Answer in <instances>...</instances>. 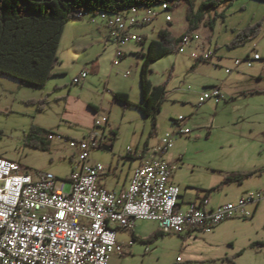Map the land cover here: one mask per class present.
I'll return each instance as SVG.
<instances>
[{
	"label": "rangeland",
	"instance_id": "1",
	"mask_svg": "<svg viewBox=\"0 0 264 264\" xmlns=\"http://www.w3.org/2000/svg\"><path fill=\"white\" fill-rule=\"evenodd\" d=\"M202 1L205 0L197 1V7ZM154 9L160 15L152 24L140 28L148 36L147 41L124 45V50L138 52H128L119 67L113 65L116 53L112 55L107 50L95 55L96 59L103 54L102 70L98 74L78 61L44 88L0 76V158L15 161L31 172L51 173L61 181L69 179L77 166L75 161L81 160L77 149L70 145L87 139L94 128L93 107H96L100 114L109 115V126L97 131L102 149L91 152L92 163L112 168L113 174L106 177L109 189L116 188L118 183L123 185L132 171L128 149L142 151L153 129L152 118H146L139 109L143 102L141 54L148 53L161 27L176 36L188 27L187 4L182 3L169 13H162V6ZM99 15L100 19L113 18L106 13ZM167 15L172 21H167ZM91 16L90 13L85 17ZM209 20L212 25L207 26L206 22L200 25L195 35L198 38L186 53L169 54L155 61L149 75L156 86L167 84L168 91L163 111L157 118V133L150 138V144L155 145L157 140L172 133L175 128L172 120L180 116L187 118L186 128L192 132L189 137L174 138L171 150L173 159L182 156L174 182L188 192L187 198L217 187L226 174L264 167V2L236 0L207 14ZM258 22L262 23V29L257 38L235 50L227 47L236 33ZM194 49L213 53L214 59L197 64L192 57ZM99 51L100 48L96 53ZM91 54L92 51L86 52L83 58ZM256 54L262 59L251 68L243 63L237 69V60L244 61ZM84 69L89 71L88 78L82 85H73V78ZM227 69L233 72L229 74ZM126 73L130 75L125 77ZM214 86L221 88L225 99L220 103L211 100L200 107L204 89ZM116 92L128 94L134 105L125 108L114 102ZM45 97L47 107L43 111L27 103ZM34 127L49 133L46 135L49 152L26 145L27 134ZM113 130L117 132L115 142ZM262 190L264 179L252 177L242 186L225 185L211 195V201L214 206L237 203L246 192ZM136 226L143 241L157 232L156 224L148 220ZM184 240L179 235L167 234L149 245V252H145L147 246L137 244L134 254L117 264H264V200L255 216L225 221L213 232Z\"/></svg>",
	"mask_w": 264,
	"mask_h": 264
},
{
	"label": "built area",
	"instance_id": "2",
	"mask_svg": "<svg viewBox=\"0 0 264 264\" xmlns=\"http://www.w3.org/2000/svg\"><path fill=\"white\" fill-rule=\"evenodd\" d=\"M162 10L172 12L170 8ZM159 15L152 8L143 14L134 11L115 18H98L111 30L117 45L115 66H119L124 56L121 47L145 41L142 35L131 33V28L149 25ZM78 17L87 18L80 13ZM166 19L172 21L170 15ZM196 38L185 36L179 53H186ZM192 57L211 62L214 54L196 49ZM261 59L256 54L244 61L237 60L235 65L238 69L244 63L251 68ZM232 72L227 69V73ZM129 75L126 73L125 77ZM87 77L88 73L83 71L73 78V83L81 85ZM224 99L221 88L214 86L203 92L198 105L211 100L220 103ZM108 116L98 112L94 131L82 142L71 143L81 160L75 161L77 166L65 181L0 158V264H110L113 253L120 256L125 253L117 239L119 230H133L137 221L157 222L168 235L210 233L225 221L251 218L253 214L248 207L264 200V191H260L241 197L237 203L212 208L203 195L186 209L182 207V188L172 182L174 168L164 155L174 147V138L189 137L192 133L186 128L184 116L174 119V131L166 134L135 170L128 190H107L100 185V177L111 169L100 163L92 164L91 152L102 149L97 131L109 126ZM128 152L132 154L131 150Z\"/></svg>",
	"mask_w": 264,
	"mask_h": 264
},
{
	"label": "trees",
	"instance_id": "3",
	"mask_svg": "<svg viewBox=\"0 0 264 264\" xmlns=\"http://www.w3.org/2000/svg\"><path fill=\"white\" fill-rule=\"evenodd\" d=\"M198 0H0V76L15 79L19 84L32 85L36 88H44L56 75L53 70L59 64L57 53L60 41L63 37L65 26L71 20L79 19L78 14L98 17L100 13L118 15L133 8L149 10L156 6L167 5V8L175 11L182 3L187 4L186 18L188 27L186 31L176 36L169 29H163L159 33V39L151 41L147 54H141L143 59L141 77L142 105L139 106L146 118H152L153 129L150 137L157 133V118L163 111L167 101V84L155 85L149 75L152 72L151 65L161 58L181 52L183 38L193 36L206 22L211 26V20L207 21V14L219 10L222 6L236 0H205L197 7ZM264 2V0H256ZM262 23L258 22L246 27L235 34L234 39L227 44L229 49L235 50L247 45L258 37ZM144 43V42H143ZM142 43V44H143ZM199 62V61H198ZM47 99H30L28 104L38 106L40 111L47 107ZM114 102H119L125 108L134 103L125 92L113 93ZM175 120H172V123ZM113 141L117 140V132ZM46 130L40 127L30 129L26 138V145L41 151H50V142ZM264 174V169L251 172H234L226 174L224 181L210 190H201L204 198L225 185L242 184L256 175ZM167 234L158 231L153 237L144 240L154 243L156 240L166 237ZM259 245V244H258Z\"/></svg>",
	"mask_w": 264,
	"mask_h": 264
},
{
	"label": "crops",
	"instance_id": "4",
	"mask_svg": "<svg viewBox=\"0 0 264 264\" xmlns=\"http://www.w3.org/2000/svg\"><path fill=\"white\" fill-rule=\"evenodd\" d=\"M144 11L145 10H141L140 13L143 14ZM99 16L100 15H98V17ZM99 19L97 17H92L91 16V17H87V18H84V19H81V18L74 19V20H71L69 23L66 24L65 30H64V33H63V37L61 38V41H60L59 52L57 53L58 58H59V64L53 70V73L55 75H60L62 73L65 74V72H67L72 67L73 64L78 63V61L82 62L85 65V67L91 66L92 67V71L95 72V74H98L99 71L102 70L100 58H102L103 54L99 55V57L96 58V59H95V55L96 54L98 55L101 52H106L107 50H110L112 55L116 53L117 45L113 41L111 30L105 24L99 22ZM145 26L141 25V26L133 27V28H131L130 32L133 33V34H137V35H139V34L143 35L142 37H144L145 41H147L148 36L146 34H143L142 33L143 31L140 30V28H143ZM163 29H165V28L161 27V29L157 30V38H154V40L155 39H157V40L159 39V33ZM196 32L193 34L194 37H196L195 36ZM194 40H193V42H194ZM145 41H144V43H145ZM199 42H201V41H199ZM200 45L201 44H199V46ZM98 48H100L101 51L96 53V50ZM120 49L124 52V56L120 59L119 66L121 65L123 60L128 56V52H130L131 54H134V53L138 52V50L126 51V50H124L123 47H121ZM194 50H196V49H194ZM89 51H92V54L90 56H88L86 59H84L83 58V54H85L86 52H89ZM143 54H145V53H143ZM200 62H202V61L197 62V64L200 63ZM113 65H114V63H113ZM119 66H115V67H119ZM83 71H86L88 73V75H89L88 69L82 70L81 73ZM83 82H82V84H83ZM72 83H73V81H72ZM73 85H77V84L73 83ZM209 88L204 89V91L209 89ZM93 109H94V112H95V114L97 116L98 111H97L96 107H93ZM92 131H94V128L92 129ZM150 138L151 137L149 136V140L146 142V146H145V148H143L142 151H139V150L133 151V150H131L132 154H129V152H128L127 157L131 160L130 164H131V170L132 171L128 175V177L125 179V182L123 183V185H120V183H118L116 188H114V189H109L108 188V183H107V178L106 177H108L109 175L113 174V170H112L111 167L109 168V169H111L110 173H108V174L106 173L102 177H100V185L105 187L107 190L115 191V192H124V191L128 190V188L130 186V183H131V178H133L135 170L138 169L141 166V164L144 162L145 158L149 155L151 149L155 148L160 142V140H157V143L155 145H151L150 144ZM113 146H114V142H113ZM172 149H174V147ZM172 149L167 151V153L164 155V159L167 160L174 168V175H173L172 182L175 184V182H174L175 169L180 166L181 161H182V156H179V157H176L175 159H173L172 154H171V150ZM128 150H130V149H128ZM91 162H92V158H91ZM257 169H259V168L253 169L251 171H254V170H257ZM261 169H264V167L261 168ZM251 171L246 170L244 172H251ZM254 177H259L260 180H262V179H264V174L256 175ZM247 181H249V180H247ZM245 183H246V181L244 183L238 184V185L242 186ZM235 184H237V183H235ZM179 186L181 187V185H179ZM215 188H212V189H215ZM182 192L183 193L181 194L180 201H181L182 207L184 209H186L188 207L190 202L198 200L203 195H205V193L202 194V195L201 194H198V195L196 194L194 196L192 195L193 197L191 196V197L187 198L186 196L188 195V192L184 191L183 188H182ZM255 192H260V191L246 192L244 197H247V196H249V195H251V194H253ZM213 194H211V195L213 196ZM211 195H209V197L207 198L208 199V205L210 207L217 208V207H219V206H221L223 204H226V203H221V204H217V205L214 206L212 204V201H211L212 200L211 199ZM228 204H230V203H228ZM260 206H261V203L255 204V205H251V206L248 207V210L251 211L253 216H255V214L257 212H259ZM141 221H144V220H141ZM138 222H140V221H137V223ZM152 223L156 224L157 232L161 231L160 227L158 225L159 223H157V222H152ZM200 234H205V233L194 231V232L188 233L185 236H181V235H179V236L185 238L184 242H187V240H189L191 237H193V236L198 237ZM119 236L121 238L124 237L123 240H120ZM117 239H118L119 244L124 247L125 253H124L123 256H120L119 253H113L111 255L110 264H117V262L121 263V262L124 261V259L127 256L134 254V247H136L137 244H140V245L142 244L144 246H147L145 252H149L150 248L148 246L149 245L151 246L153 244V243H151V244L147 243V242L142 240L144 238L142 236H140V234L138 233L136 223H135V227H134L133 230H119Z\"/></svg>",
	"mask_w": 264,
	"mask_h": 264
},
{
	"label": "bare ground",
	"instance_id": "5",
	"mask_svg": "<svg viewBox=\"0 0 264 264\" xmlns=\"http://www.w3.org/2000/svg\"><path fill=\"white\" fill-rule=\"evenodd\" d=\"M163 7H164V9H165V8H167V5H164ZM134 11H136V12H140L141 9H139V8H133V9H131V10H129V11H125V12L120 13V14H126V12H127V13H133ZM148 11H150V9H149V10H146L145 13H148ZM113 18H115V15L113 16Z\"/></svg>",
	"mask_w": 264,
	"mask_h": 264
}]
</instances>
